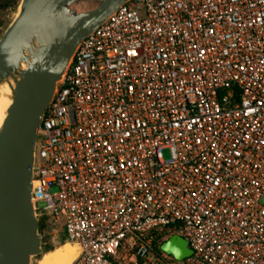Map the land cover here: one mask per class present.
Returning a JSON list of instances; mask_svg holds the SVG:
<instances>
[{
	"label": "built area",
	"instance_id": "2783aa9c",
	"mask_svg": "<svg viewBox=\"0 0 264 264\" xmlns=\"http://www.w3.org/2000/svg\"><path fill=\"white\" fill-rule=\"evenodd\" d=\"M36 135L32 208L72 264H264V0H127Z\"/></svg>",
	"mask_w": 264,
	"mask_h": 264
},
{
	"label": "water",
	"instance_id": "95a60500",
	"mask_svg": "<svg viewBox=\"0 0 264 264\" xmlns=\"http://www.w3.org/2000/svg\"><path fill=\"white\" fill-rule=\"evenodd\" d=\"M127 0H21L0 37V264L43 254L31 204L36 133L75 48ZM160 249L191 255L175 235Z\"/></svg>",
	"mask_w": 264,
	"mask_h": 264
},
{
	"label": "rangeland",
	"instance_id": "374dc122",
	"mask_svg": "<svg viewBox=\"0 0 264 264\" xmlns=\"http://www.w3.org/2000/svg\"><path fill=\"white\" fill-rule=\"evenodd\" d=\"M20 2H21V0H7V5H4V6L0 5V37L3 34V32L5 31V29L7 28V26L9 25V23L15 17ZM1 9L3 10V13H1ZM162 155H163L164 159H169L170 156H171L170 151L168 149H163L162 150ZM42 233H43V235H45V230L44 229H43ZM44 238L47 241H49L50 245L54 249L56 247H60L61 245H63L60 241L56 242L55 240H53V238L49 237V235H46ZM65 243H68V242L66 241ZM70 244H72V243H70ZM72 245L77 248L76 245H74V244H72ZM42 249H43V246H42ZM40 257H41V255L37 256L35 259H33L31 264H37V262H38ZM113 264H115V263H113Z\"/></svg>",
	"mask_w": 264,
	"mask_h": 264
},
{
	"label": "bare ground",
	"instance_id": "6f19581e",
	"mask_svg": "<svg viewBox=\"0 0 264 264\" xmlns=\"http://www.w3.org/2000/svg\"><path fill=\"white\" fill-rule=\"evenodd\" d=\"M5 107V103L0 102V116ZM77 254L78 247L76 248L70 243H65L60 247H56L52 252H44L37 264H72Z\"/></svg>",
	"mask_w": 264,
	"mask_h": 264
},
{
	"label": "trees",
	"instance_id": "16d2710c",
	"mask_svg": "<svg viewBox=\"0 0 264 264\" xmlns=\"http://www.w3.org/2000/svg\"><path fill=\"white\" fill-rule=\"evenodd\" d=\"M39 228H40V231L43 230L44 226H43L42 222L39 223ZM60 242H61L62 244H64V243L66 242L65 237H62V238L60 239ZM42 246H43V249H42V250H43V253H44V252H47V251L52 252L53 249H54V248L50 245L49 241H47L45 238L42 240Z\"/></svg>",
	"mask_w": 264,
	"mask_h": 264
},
{
	"label": "crops",
	"instance_id": "0c3cea01",
	"mask_svg": "<svg viewBox=\"0 0 264 264\" xmlns=\"http://www.w3.org/2000/svg\"><path fill=\"white\" fill-rule=\"evenodd\" d=\"M62 237H65V235H64L63 233H59L58 236H55V237H52V238H53V240H55V241L57 242V241H60V239H61ZM51 242H52V241H51Z\"/></svg>",
	"mask_w": 264,
	"mask_h": 264
},
{
	"label": "flooded vegetation",
	"instance_id": "af4514ba",
	"mask_svg": "<svg viewBox=\"0 0 264 264\" xmlns=\"http://www.w3.org/2000/svg\"><path fill=\"white\" fill-rule=\"evenodd\" d=\"M0 5L1 6H4V5H7V0H0ZM1 13H3V10L1 9Z\"/></svg>",
	"mask_w": 264,
	"mask_h": 264
}]
</instances>
